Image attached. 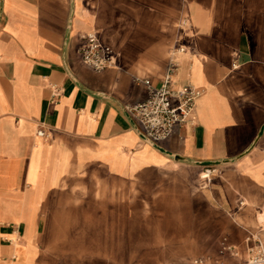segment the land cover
Masks as SVG:
<instances>
[{"label": "crops", "instance_id": "obj_1", "mask_svg": "<svg viewBox=\"0 0 264 264\" xmlns=\"http://www.w3.org/2000/svg\"><path fill=\"white\" fill-rule=\"evenodd\" d=\"M91 32L113 65L82 62ZM174 49V87L201 95L155 143L126 107ZM183 166L208 173L200 194L159 203L168 244L153 252L172 258L159 264L243 259L264 221V0H0V264H106L126 230L111 223L128 222L113 195Z\"/></svg>", "mask_w": 264, "mask_h": 264}, {"label": "built area", "instance_id": "obj_2", "mask_svg": "<svg viewBox=\"0 0 264 264\" xmlns=\"http://www.w3.org/2000/svg\"><path fill=\"white\" fill-rule=\"evenodd\" d=\"M79 53L82 62L95 70L113 65L116 56L114 48L103 42L95 32L85 35ZM177 61L176 49H174L159 85H154L149 78L136 77V82L143 83L148 88V96L126 107L139 124L143 136L155 143L169 138L177 126L192 119L197 100L201 95V90L192 84H184L180 88L174 87ZM38 133L44 135L45 131L40 129ZM263 213L264 210L260 212ZM258 228L257 232L251 234L253 243L248 246L241 260L227 262L223 259L201 256L188 262L168 264H264V221L259 219ZM223 251L232 256L241 254L235 245H225Z\"/></svg>", "mask_w": 264, "mask_h": 264}, {"label": "rangeland", "instance_id": "obj_3", "mask_svg": "<svg viewBox=\"0 0 264 264\" xmlns=\"http://www.w3.org/2000/svg\"><path fill=\"white\" fill-rule=\"evenodd\" d=\"M203 171L202 169L195 170L188 166L167 169L159 175L149 176L151 180L135 184L136 187L134 188L115 191L113 208L122 209L124 214L120 217H126L128 222L120 223L117 221L111 223L114 227H121L122 225L126 230L122 231V233L120 229L115 230L111 247L109 241H107V247L114 251L104 254L107 260L106 264H159L172 259L153 252L155 246L162 245V247L166 248L168 244L166 222L163 215L166 209L164 205H159V203L163 204V201L168 199L170 195L185 198L188 196V190L193 193L194 197L196 194H200ZM125 201L126 203H124ZM260 216L261 214L258 213V219ZM135 217L142 219L138 223L144 231L142 230L139 234L135 233L133 237L131 236L133 234L132 230L137 223L131 219ZM108 224L110 226V223ZM83 226L84 224L80 223V228H84ZM123 233L129 234L125 242L128 246L123 248L124 250L128 249L129 260L122 263L118 259L119 253L116 250L122 249L120 246L122 243L120 234ZM101 244H105V242ZM134 244L142 245L137 253L132 252L135 249ZM102 255V253L97 254L98 257ZM132 255H135V258H131Z\"/></svg>", "mask_w": 264, "mask_h": 264}, {"label": "bare ground", "instance_id": "obj_4", "mask_svg": "<svg viewBox=\"0 0 264 264\" xmlns=\"http://www.w3.org/2000/svg\"><path fill=\"white\" fill-rule=\"evenodd\" d=\"M202 173H203V175H207V171H203Z\"/></svg>", "mask_w": 264, "mask_h": 264}]
</instances>
